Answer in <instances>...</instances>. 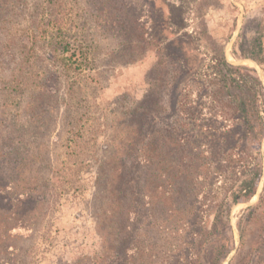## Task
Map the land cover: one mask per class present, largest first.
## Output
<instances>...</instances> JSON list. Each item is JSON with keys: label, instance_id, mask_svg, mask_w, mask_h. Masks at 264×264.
<instances>
[{"label": "rangeland", "instance_id": "obj_1", "mask_svg": "<svg viewBox=\"0 0 264 264\" xmlns=\"http://www.w3.org/2000/svg\"><path fill=\"white\" fill-rule=\"evenodd\" d=\"M182 1L0 0V182L13 194V202L0 199V264H247L253 257L264 234V123L262 138L242 153L228 151L227 163L219 149L211 156L202 146L195 161L185 159L182 169L189 162L199 175L175 180L190 192L176 209L172 179L160 177L175 167L179 147L163 134L148 144L159 132L142 135L150 128L136 110L172 32L178 40L170 51L190 71L181 77L192 101L186 107L206 93L193 79L204 77L217 49L264 88V63L242 51L264 48V0ZM149 29L152 36H143ZM74 38L91 45L86 63L78 49L51 45ZM219 97L205 98L204 114L230 125L235 113ZM137 149L150 163L143 160L147 181L135 195L118 169ZM252 156L262 171L257 191L228 206L224 198L238 182L222 170Z\"/></svg>", "mask_w": 264, "mask_h": 264}, {"label": "trees", "instance_id": "obj_2", "mask_svg": "<svg viewBox=\"0 0 264 264\" xmlns=\"http://www.w3.org/2000/svg\"><path fill=\"white\" fill-rule=\"evenodd\" d=\"M181 2L183 1L181 0ZM170 5L174 10L183 8V4L180 3L178 5L171 3ZM142 26L143 28L145 27V22L143 21L138 23V27ZM151 31L152 30L149 29L142 35L151 37ZM171 35L162 40L164 47L160 50L161 59H159L156 66L153 67L154 75L153 82L151 81L152 87L141 101L139 109L136 110V114L143 119V127L149 126L150 128L142 135L146 134L147 136V134L159 132L156 136H152L151 134L153 139L150 138L148 144L156 143L155 140L157 136L163 134L166 142L173 143L174 146L179 147L180 155L178 159V156L175 157V160L177 159L175 167L171 168L172 165H170L166 169V172L161 171L160 177V179L163 180L172 179L169 183L172 185V190L177 197L176 209H178V207H181L180 203L182 199L188 196L190 192L185 191L186 186L184 182H176L175 180L182 179L183 173L185 172L193 177L199 175L197 173V168L191 166L189 162L184 169L181 167L184 163L186 164L185 159H190L193 162L198 158V152H200L198 147L202 146L207 148L210 155L218 152L219 149L222 157V160L219 159V161L227 163L226 157L228 151L238 148L240 153H242L249 140L262 138L264 135L261 133V125L264 123V116H262V113H264V88L259 78L251 74L248 68L242 65L236 66L231 64L227 60L224 50L217 49L209 56V61L206 65L208 74L205 71L203 72L204 77L197 76L193 79V82L200 84L199 88L206 93H204L203 96V92H198L197 100H193V104L186 107V105L192 101H187L189 87L188 85L183 86L181 77L185 72H190L187 71L189 66L186 60L176 57L173 50L170 51V48L175 44V40H178L176 38L171 39L174 37L175 32H172ZM84 41L86 40L82 39L79 41L77 38L66 42L63 39H53L51 45L55 46L54 51H56V49H61L66 52L71 49H78L82 56L81 63H86L88 59L87 53L91 50V45L88 43L83 45ZM75 50L71 57L75 55ZM242 51L244 57H251L260 64L264 63V48L261 42L256 44L248 52ZM71 57L69 58L71 59ZM74 61L80 64L78 59ZM183 63H185L184 66L182 65ZM175 65L176 67L173 68ZM78 66L79 65L76 67ZM209 68H211V70ZM216 85L218 90L212 92ZM179 86L183 91H181L182 93H179L180 95L178 94L176 98L174 96V100V89H177ZM70 88L73 90L74 81L71 82ZM219 92L222 95V98L219 97V99L224 100L225 105L229 106L235 113L233 122L230 125H228L226 119L219 118L215 115L212 116V114H204V109L206 108L204 102L205 98L212 93L219 96ZM163 99H166L165 102H163ZM167 114L171 117V122H169L170 124L166 123V129L160 130V124L161 122L164 123ZM184 121H187L190 126L187 127L189 129L186 128L185 131H181L183 126L180 123ZM141 138L142 137H140V139ZM129 157L128 155L126 158ZM131 157L132 160L129 162L128 166L125 164L121 169H118V180H122V187L124 185L123 188H126L125 186L128 184L132 190H136L135 195H138L139 191L143 188V183L147 181L145 175L148 171L145 170V162L149 164L150 160L142 158L139 149L136 150L133 156L131 153ZM162 158L167 161L166 158H168V154H164ZM162 158L159 160L161 161ZM254 160L255 157L252 156L249 164L237 160L234 165H227V168H223L222 173H224L225 176L230 175V180H237L238 182L237 188L234 186L230 187L228 189L229 194L224 198V203H227L228 206L243 200H249L256 193L262 171L259 164L257 162L255 163ZM212 161L214 162V160ZM169 168L171 172L170 170L168 171ZM159 186L165 190L164 181L161 182ZM8 187L10 186L0 182V199L10 202L12 199L13 202V194L11 190L7 189ZM262 200H264V196ZM184 201L188 204L187 200ZM10 205L12 204L10 203ZM258 206L259 205H256L250 208V211L258 208ZM162 209L164 208L161 207V210ZM252 252L253 257L249 258L247 264H264V234L260 237L259 243L254 247Z\"/></svg>", "mask_w": 264, "mask_h": 264}]
</instances>
